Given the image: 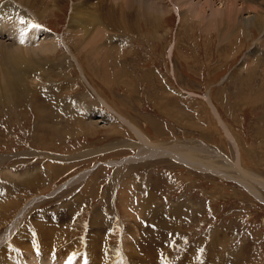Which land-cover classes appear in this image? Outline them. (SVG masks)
Segmentation results:
<instances>
[{
	"label": "rangeland",
	"instance_id": "1",
	"mask_svg": "<svg viewBox=\"0 0 264 264\" xmlns=\"http://www.w3.org/2000/svg\"><path fill=\"white\" fill-rule=\"evenodd\" d=\"M220 3L223 5L221 0H213L215 6ZM63 6L43 18L44 26L57 33L60 40V52L47 58L48 70L39 67L40 72L28 77V90L0 89V157H8L3 163L0 158V177L9 178L13 187L16 183L22 185L11 192L22 204L34 199L25 208L17 229L27 235L26 225L36 222V218L47 228L50 225L46 220L53 222L59 217L60 224L66 223L65 216L74 209L75 216H80V235L98 211L107 212L103 227L110 231L115 209L124 211L122 191L138 199L147 190L155 196L160 213L180 205L194 213L193 218L182 219L189 235L185 233L186 241L179 245L171 264H189L190 260L207 264L204 253L202 260L199 255L197 245L203 244L198 240L208 241L201 247L212 246L213 235L222 245L225 237L230 240L227 248L233 255H228L233 259L227 264H264V200L238 180L173 157L156 155L123 163L125 158L137 155L143 142L121 117L104 106L107 101L153 144L198 146L192 153L203 163L223 169L239 167L241 174L255 175L264 182V55L255 58L254 63L244 61L249 50L261 42L262 34L251 36L236 26L232 36L223 37L225 41L221 42L223 26L220 30L217 25L205 28L188 23L190 19L181 22L172 9L163 21H142L137 31L134 28L139 38L130 39L125 54L118 49L114 53L107 50L108 39L97 35L105 30L103 34L111 36L108 26L102 29L95 25L88 38L81 26L77 28L79 36L72 35L70 31L75 30L68 26L72 2ZM84 18L87 20V16ZM113 20L119 22L117 17ZM62 36L68 39V47L78 55L81 65ZM228 37L233 41L229 42ZM92 45L94 57L88 51ZM123 165L124 171L117 176ZM78 175L79 181L64 184ZM27 176L39 178L26 185ZM116 176L121 182L116 181L114 189ZM258 190L264 196L261 185ZM137 204L136 200L126 203L128 208H136ZM20 207L12 210L14 215L4 232L20 214ZM126 214L121 215L123 221ZM121 236L122 228L116 225L114 241L119 242ZM171 236L164 225L162 242L156 246V262L168 258L164 252ZM12 241L10 252L19 248L13 258L2 259L3 264H35V249H25ZM191 245L195 246L191 251L180 254L181 248L186 250ZM217 246L221 254L225 245ZM52 255L47 251L46 259L53 260ZM67 256L71 255L58 264H69L72 257ZM39 259L38 264H46ZM217 260V264L224 262Z\"/></svg>",
	"mask_w": 264,
	"mask_h": 264
},
{
	"label": "bare ground",
	"instance_id": "2",
	"mask_svg": "<svg viewBox=\"0 0 264 264\" xmlns=\"http://www.w3.org/2000/svg\"><path fill=\"white\" fill-rule=\"evenodd\" d=\"M223 1L224 0H221L223 5L220 3L222 6L220 4L215 6L213 0H199V2H196L195 0H97L95 2L92 0H0V89L4 88L7 91L11 89L12 91L28 90L30 88L28 77H32L35 73L40 72L39 67H41L40 70H48L47 58L52 55L56 56V54L60 52V40L57 33L44 26L43 18L48 12L52 11L55 13L56 9L59 11L62 10V7H64L63 5L67 2L68 4L72 2L68 26L71 28L73 27L75 30L70 31V33L79 36L77 28L81 26L82 33L88 38L93 35L91 33L95 25H98L102 29L103 25H106L112 30L110 33L111 36L103 34L105 30L97 33V35L103 40L108 39V49H105H110L109 51L114 50V53H117L118 49L120 53L122 52V54H125L124 48L129 44L130 39H136L138 37L134 28H136L137 31L142 21L149 24H152V22L163 21L167 19L165 17L170 14L171 10L175 9L180 16L181 22H186L187 19H190L188 23L194 25L202 24L205 28H212L214 25H217L220 30L223 26L224 31L222 30L220 34L221 42L225 41V38L223 37L229 36L233 31L232 28H235L236 26L238 27V30L252 33L251 36L256 33H261V42L258 41L256 46L249 50L246 58H244V61L248 64L252 62L254 63L255 58L258 60L260 55H264V0H225V3ZM239 12L242 14L240 15ZM208 14H210V16L206 18ZM85 16H87V20L84 18ZM114 17H117L119 22L113 20ZM21 19L27 23H20ZM192 20L197 23H194ZM32 24H38L40 27L33 28L31 27ZM231 36L232 35H230V37ZM62 38L67 49L71 53H74L73 57L79 63L78 55L68 47V39L65 38V36H62ZM21 39H23V43H21ZM228 40L229 42L233 41L229 37ZM110 45L112 46L111 48ZM173 46L174 43L170 46V55H172L174 51ZM93 49L94 47L92 45L88 51L94 57L95 52ZM106 59L107 58H105L104 62H106ZM95 64L98 67H101L102 65H99L96 62ZM79 65L81 64L79 63ZM81 70L84 72L83 68ZM85 80L87 81L86 78ZM186 92L193 94L189 91ZM206 97L209 100L212 109L215 110L214 104H212L209 96L206 95ZM104 106L109 111H112L117 114V116L121 117L122 121L129 125L130 129H133L134 133H136L141 142H143V145H146V147L142 144L140 146L138 145L139 152L137 155L125 158L123 163L156 155L173 157L187 165H192V167L195 166L203 170L211 169L219 175L233 178L236 181L238 180V182H240L247 190L254 193L261 200H264V196L261 195L260 190H258L259 185L264 189V182L259 180L260 178L257 176L248 173L243 175L241 174L243 170L239 167H236L237 169L233 167L230 169H223L221 166L219 168L214 165L206 164L205 161L203 163V160L196 159L192 153L195 152L194 147L196 148L195 150H197V148H199L198 146L187 147L186 145L181 146L176 143L171 146L159 143L153 144L148 140L149 137L146 136L141 129H138V127L133 125L123 116V114L121 115L116 112L107 101H104ZM102 115L103 114H101V116ZM91 121L93 122L95 120L91 119ZM143 147H145V149H143ZM83 154L85 155L86 153L83 152ZM0 158L1 163L8 159L7 156H1ZM124 166L125 165H123L122 168L117 167L119 169L117 176L124 171ZM83 173L82 176L84 175ZM4 176L2 175L0 177V195L3 196L0 198V230L1 226L4 225V228L0 233L6 230V226L12 220L11 217L14 215L11 213L12 210L18 205L21 207L20 209L18 208L20 214L17 215L13 223L9 225L7 228L8 230L4 232V236L0 238V264H3L2 259L13 258L17 248H19L14 245V247L17 248H15L14 252H10L12 249L9 245L11 240H13L12 242L16 243V245L17 243L22 246L24 245L23 247L25 249H35V258H32L33 261H35V264L38 262L39 258V260L46 261V264H58L57 261L64 260L63 257L69 254L71 255L69 257H72L71 264H171V258L174 257L175 252L178 253L179 251V245L181 246V244L186 241L185 233L187 236L189 235V232L184 229L185 220L183 221L182 219L193 218L194 213L186 210V205H180L172 211L164 210V213H170V216L160 213L162 209H159L155 196L147 190H144L143 193L139 195L138 199L135 198V194H129L122 191L124 194L121 196V206L124 211L121 212L117 207L115 209L117 212H115L114 215L111 214L113 218L111 221H113L114 227L110 231L103 227L107 220V212L98 211L87 224V227L85 228L84 226V231H82V234L80 235L81 231L79 230L82 228L78 227L80 226L78 224H81L79 221L80 216L78 217L77 215L76 217L74 209L71 207V213H68V216H65L66 223L60 224L59 217L57 219L54 218L53 222L46 220L50 225L47 228L45 226L47 224L40 223V218H36V222L29 221L30 223L29 225H26L27 227L24 225L28 229L26 235L24 231L21 230L20 232L17 228L22 219V214L25 208L29 203H32L34 199H29L25 205L22 204L19 199L16 200V197L14 198L11 196V192L12 190H17V188L22 185L16 183L13 187L9 178H5L6 176ZM117 176L113 179L114 189L117 185L116 181L121 182ZM31 177L33 178V175ZM32 178L28 177L26 178V182L24 180L22 181H24L26 185L32 184L34 180H37L39 177H36L34 180ZM75 181H79V175L64 184L74 183ZM135 200L138 202L136 208H128L126 203L129 202L130 204H133ZM69 211L70 210H68V212ZM138 211L140 212L138 213ZM122 214H126L127 218L125 221L121 218ZM139 219H141V221H139ZM163 224L172 232L171 239L168 242L169 247L166 248V253L164 252L168 258L162 262H156L154 256L156 254V246H158L163 239L161 237V230H163L164 227ZM116 225H119L122 228V236L119 242L114 241ZM32 226H34L36 230L31 229L33 228ZM106 231H109V233L106 234ZM166 234L169 235V231H167ZM224 239L225 242L222 245V242L217 239V235H213L211 236L213 242L212 246L201 247L208 242H205V240L202 239L198 240V242H201L200 244L203 245H197L196 243L194 245L198 246L200 256L204 253L205 259L206 257L208 258L209 261L207 264H217L218 258L224 261L223 264H227L228 261L233 259H230L228 255V253L231 255L232 249L229 250L227 248V243L230 241L228 237H225ZM218 244H220V247L222 248L225 245L221 254L218 253L220 252L219 247L217 246ZM187 245L182 246L185 248ZM194 245H191V247L187 248L185 251H191L195 247ZM47 251H50L53 254V260L49 261L46 259ZM234 254L236 255V253ZM21 260L24 261L23 258ZM30 261L32 262V260Z\"/></svg>",
	"mask_w": 264,
	"mask_h": 264
},
{
	"label": "snow or ice",
	"instance_id": "3",
	"mask_svg": "<svg viewBox=\"0 0 264 264\" xmlns=\"http://www.w3.org/2000/svg\"><path fill=\"white\" fill-rule=\"evenodd\" d=\"M20 23L25 24V23H27V22L24 21L23 19H21ZM31 27H33V28H38V27H40V25H38V24H32ZM23 42H24L23 39H21V43H23ZM69 264H71V258H70V260H69Z\"/></svg>",
	"mask_w": 264,
	"mask_h": 264
},
{
	"label": "crops",
	"instance_id": "4",
	"mask_svg": "<svg viewBox=\"0 0 264 264\" xmlns=\"http://www.w3.org/2000/svg\"><path fill=\"white\" fill-rule=\"evenodd\" d=\"M182 250H183V249H181V251H182ZM182 253H183V255H185V253H187V252H186L185 250H183L180 254H182ZM204 259H205V258H204ZM205 260H206V262H207L208 258L206 257ZM182 264H186V263H182ZM189 264H193V263H192V260L189 261Z\"/></svg>",
	"mask_w": 264,
	"mask_h": 264
}]
</instances>
